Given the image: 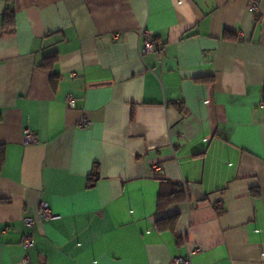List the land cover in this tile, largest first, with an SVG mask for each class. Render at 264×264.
<instances>
[{"label":"crops","instance_id":"0c3cea01","mask_svg":"<svg viewBox=\"0 0 264 264\" xmlns=\"http://www.w3.org/2000/svg\"><path fill=\"white\" fill-rule=\"evenodd\" d=\"M0 152V264H264V0H0Z\"/></svg>","mask_w":264,"mask_h":264},{"label":"built area","instance_id":"2783aa9c","mask_svg":"<svg viewBox=\"0 0 264 264\" xmlns=\"http://www.w3.org/2000/svg\"><path fill=\"white\" fill-rule=\"evenodd\" d=\"M256 8H257V2L256 1L251 2V4L249 5V9L255 11ZM150 35H151L150 32H148L147 30H142L140 32V36L143 39V42H142V52L143 53L155 52V51L159 50L163 45L161 40L153 39V38H151ZM66 103L71 107L74 106V101H73V98L71 95L66 96ZM90 124H91L90 120H88L87 118H82L77 123V126L81 127V128H85V127L89 126ZM21 142L24 145L35 144L38 142V135L35 131H33L29 128H25L23 135H22V138H21ZM150 170L152 173H159V174L163 173V168L161 167V165L159 163H152L150 165ZM38 215L43 220L44 219L49 220V219H53L54 217H56L54 214H52L48 203L45 201H41L39 203ZM24 222L28 228L32 229L34 227L35 221H34V218L32 216L25 217ZM32 244H33V241L31 239L30 235L29 234L25 235L23 240H22V246L24 248H29L32 246ZM200 250H201V248L197 247L193 250V252L189 253L186 256H183V257L182 256H175L171 259L170 264H190L191 254L194 252H198ZM24 261L27 262L28 258H25Z\"/></svg>","mask_w":264,"mask_h":264},{"label":"trees","instance_id":"16d2710c","mask_svg":"<svg viewBox=\"0 0 264 264\" xmlns=\"http://www.w3.org/2000/svg\"><path fill=\"white\" fill-rule=\"evenodd\" d=\"M7 16L5 17V20H4V24L8 23V21L10 20L11 16H9L8 14H6ZM9 19V20H8ZM2 156H1V152H0V162H1V159Z\"/></svg>","mask_w":264,"mask_h":264}]
</instances>
